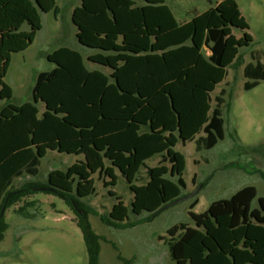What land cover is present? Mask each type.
<instances>
[{
	"label": "rangeland",
	"instance_id": "rangeland-1",
	"mask_svg": "<svg viewBox=\"0 0 264 264\" xmlns=\"http://www.w3.org/2000/svg\"><path fill=\"white\" fill-rule=\"evenodd\" d=\"M57 4L61 8L58 17L52 12L41 14L42 28L34 42L27 50L12 54L7 75L0 78V152L8 146L19 153L39 154L41 158L40 174L35 178L21 177L15 181L16 186L35 181L71 193L85 206L117 223L143 220L135 227L115 229L103 224L98 216L90 215L92 229L101 237L99 264H134V259L135 264H176L170 261L167 247L156 240L157 235H175L179 223L190 222L188 213L199 214L196 207L207 208L213 201L229 198L245 186H254L258 198L264 196V180L260 174L231 166L238 163L248 168L250 164L251 168L264 172V81L245 91L242 70L228 68L238 55L244 56V63L254 62L259 51L264 58V0H165L161 4L159 0H57ZM210 7L215 10L214 15L209 13ZM161 11L170 14L172 25L174 20L192 17L195 11L199 13L198 21L192 24H197L194 34L197 38L205 37L202 32L205 21L210 27L220 26L226 36V52L219 66L209 63L202 55L198 68L203 75L199 84L188 82L186 95L187 99L192 97L191 104L188 101L192 106L183 113L185 119L178 131L161 126L154 131V136H149L159 146L155 153L164 151L174 155L176 162H151L152 174L143 186L134 181L140 169L138 155L127 150L128 144L124 143L125 149L113 151L115 156L108 157L106 148L101 146L105 141L94 137L98 131L97 113L74 102L72 96L84 97L96 83L92 84L87 72L99 68L100 42H119L123 36L121 31L132 28L141 33L139 40L147 43L146 38L153 36L152 30L163 25L159 19V14L163 16ZM199 25L202 26L199 28ZM22 29L27 30L28 26ZM184 31L187 33L190 29L172 26V33L168 35L171 41H178ZM176 48L172 45L171 58L165 61L172 69L178 65L177 51H173ZM69 50L75 54H69ZM120 61L121 66L124 62ZM145 62L146 59L134 60L133 66L139 71ZM51 69L55 71V86L43 84L29 98L35 76ZM146 79L140 81L147 82ZM178 79L180 83L194 80L185 74ZM225 80L230 82V87L223 110L224 140L199 154L194 152L192 143L170 144L169 141L198 130L213 108V101L209 102L207 97L216 95ZM169 89L171 86L154 103H147L143 108L140 100L146 101L144 97H148L150 84L140 89L144 97L134 94L135 99L129 103L141 110L130 120L129 130L144 138L153 129L151 123L164 114L159 104ZM166 112L173 116L169 107ZM142 119L145 122L141 123ZM79 120L90 122L85 127L72 124ZM70 127L74 133L85 129L83 134L91 135L90 140H84V152L82 143L60 140ZM50 138L57 141L54 143ZM200 157H206L208 163L194 164ZM144 161L149 162L147 158ZM14 165L11 161L0 169V204L2 187ZM179 176L184 188L178 185ZM196 190L190 198L174 203ZM147 192L155 195L158 203L147 206ZM195 198L199 205L191 208ZM27 200L35 205L25 210L26 218L15 214L18 206L5 212L9 227L0 243V264H86L82 233L65 201L45 192H38ZM256 201L257 198L253 206ZM118 254L130 262L118 259ZM132 257L135 258L132 260Z\"/></svg>",
	"mask_w": 264,
	"mask_h": 264
},
{
	"label": "crops",
	"instance_id": "crops-1",
	"mask_svg": "<svg viewBox=\"0 0 264 264\" xmlns=\"http://www.w3.org/2000/svg\"><path fill=\"white\" fill-rule=\"evenodd\" d=\"M159 2L161 4L162 2L164 3L165 0H159ZM209 11L211 15H214L213 14L215 12L214 9H211L210 7ZM161 13L163 16L159 14V19L163 25L162 27H157V30L154 29L152 30L151 35L153 36L146 38L147 43L139 40L140 37L138 35H140L141 33L136 31L135 29H134L135 31H132V28H126L125 31H121V35L123 36H120L122 38L121 41L119 42H116L117 40H114L112 42H106V41L100 42L98 45L99 68L95 71L86 70L88 71L87 73H89V76L92 77V84L95 82L96 83L93 85L92 88H90L91 92L87 93L86 95H83L84 97H81L79 99L78 98L79 95L77 94L72 96L74 102L76 103L80 102L83 107L88 109L93 108L92 111H94V114L97 113L98 131H97V135L94 137L96 139L105 141L104 142L105 144L101 146L106 148V154L108 155V157L111 158L115 156L112 154L113 151L115 152L118 150L125 149L123 146L124 143H127L128 145L125 146L127 150L134 151L138 155L137 163L140 169H141V164L144 162V160H146V158L149 161L150 157L159 158L160 155H165L166 157H171V156L174 157V155H167L166 153H164V151L160 153H155V151L159 149V146L157 145V142L149 136H154V131L159 130L161 126L163 128H166V126H168L170 128L168 130L172 132L178 131V126L181 125L182 120L185 119V117H182L183 113L192 106L188 104V101L190 102L192 100V97L189 96V99H187V95H186L187 86H190L188 82L195 83L196 81H198L197 84H199V81L202 78L203 73L201 70H199L198 65L202 59V55H204L207 58V60L210 55V52L205 46V37L202 38V36L198 35L200 37L197 38V35L194 36L196 32L195 28L197 24L195 26H192V24L198 21L200 17L199 13H193L192 17L191 15L186 16L181 21L174 20L173 22L174 25H172L171 21L169 20L170 14L165 13L164 11H161ZM165 19L166 22H163ZM172 26H174V28L177 29H186V30L190 29V32L186 33V31H184L182 32L181 36L178 38V41L175 40L171 41L169 35L170 33H172L171 32ZM201 26L202 25H199L198 27L200 28ZM209 27L210 24L207 21H205V24L203 25L202 28L203 36H206V32ZM218 28L222 29L220 26H218ZM109 33H114V32L110 31ZM172 45L177 46V48L173 51H177L175 53L176 55L175 59H177L178 62V65H176L173 69L168 67L167 63H165V61L169 62V58H171L170 49ZM224 51L226 52V46ZM68 53L71 54L74 52L69 50ZM183 56L184 58H182ZM142 59H146L147 61L145 63H142L143 66L145 67L138 68L139 71H137L135 65L133 66V61L142 60ZM119 61L124 62V64L120 66ZM231 63L232 62H230L229 65ZM160 72L162 73V76H160ZM138 74H141L142 77L138 76ZM183 74L187 75L188 78L194 80L193 81L187 80V82L180 83V79L177 80V77H181ZM145 78H147L146 79L147 82L140 81L141 79H145ZM55 81H56V77L53 76V78L50 81L44 84H46L47 87H50V85L55 86ZM148 83L150 84V91L148 92V97H144L142 92L143 90L140 89L144 88V86ZM170 86L171 89H169V91L167 92L166 94L167 97H164L159 104L164 112L162 118L157 119L153 123H151L153 129L148 131L146 133L147 135L144 138L138 137L136 135L135 130H129V127L131 125L130 120L132 119V117H134L135 114L139 113L141 108H143L147 103L150 102L154 103V100H156L157 97L160 96L163 92H166L167 88ZM135 93L138 94L140 93V96L142 95V97L146 99V101H144V100H140L138 96L136 97L138 98V100L142 101L140 109L136 108L135 104L133 105V107L130 105L133 99H135L134 97ZM85 98H90L91 101L87 102ZM120 100L122 102H120ZM168 107L169 109L172 110L173 116H169L167 114L166 108ZM100 118L102 119L100 120ZM120 119H123L124 122L121 121ZM88 122H90V120L87 121L86 123ZM143 122H145V119L141 120V123ZM86 123L81 122L80 120L77 122L76 121L72 122V124L79 127H85ZM192 130L194 131V129ZM74 131L75 130H73V128L70 127V130H66L65 135L62 134L63 136H61L62 138L60 140L67 139V142L69 143L78 141L79 143H82L83 152H84L85 150L84 140L86 141L90 140L91 135L83 134L85 129H81L82 132L76 131L74 133ZM197 131L195 130L194 132H192V134L182 135V137L179 140L174 139L169 142L170 144H180V143L182 144V141L188 140L190 137L195 135ZM149 133H153V134H149ZM81 134L83 135L81 136ZM50 141H53L55 143L57 141V138H50ZM19 143L20 140L18 144ZM87 147H89V143L87 144ZM12 148L7 146L0 152V169L6 164L10 163L11 161L12 162L14 161L15 164L14 169L12 168L13 170L9 172L10 175L16 172L20 167L26 164L33 157V155H35L34 153H32V155L31 154L27 155L28 154L27 151L23 153H19L18 151H14V148L13 151L11 152ZM175 162L173 164H175ZM149 165L151 167L152 165L151 162L149 163ZM151 174H152V170H151ZM146 184L144 185L146 186ZM245 189L252 190V192L256 195L255 198L252 197L242 205L244 209L246 206L249 207V211L246 217L252 221V227H253V229L248 230L247 232H245V234H247L249 237L255 238L257 242L254 240L252 241L251 245L241 242L237 246H233L232 244L229 245L225 241V239H223L221 236L216 234L215 241L212 242L213 250L210 252L218 251V250L222 251L232 247H239L241 249L246 248L247 250L264 248V214L262 213L263 212L262 210H264V196L258 198L257 189L254 186H245L239 189L231 197L226 199L223 198V199L215 200L212 203H210L207 208L206 207L203 208L204 207L203 206L202 207L203 211L201 212L199 210L198 211L199 214H202L205 211H207V209L211 208L215 203L220 201H228L238 192ZM147 194L148 195L145 196V202L148 204L147 206L158 203V200L155 195L149 192H147ZM256 198L257 201L253 206V201ZM188 215L190 218V222H182V223H188L189 226L185 229V231H183L180 242L186 245L188 248H190V251L194 253L195 258L197 257L200 258L199 264H238L233 259H229L228 256L221 253L217 254V256L209 255L207 259H204V257L201 256L200 254L203 252V250L197 246V244H199L201 240L204 238V233L197 232L194 230L195 228L198 231H200V229L197 228V222L193 221L191 218V215H196V213L190 212L188 213ZM205 253H207V251H205ZM133 258L135 257H132V260ZM134 264H135V259H134ZM186 264H191V263L190 261L189 262L187 261ZM246 264H251V263H246Z\"/></svg>",
	"mask_w": 264,
	"mask_h": 264
},
{
	"label": "trees",
	"instance_id": "trees-1",
	"mask_svg": "<svg viewBox=\"0 0 264 264\" xmlns=\"http://www.w3.org/2000/svg\"><path fill=\"white\" fill-rule=\"evenodd\" d=\"M52 12L54 17L57 18L61 12L57 4V0H0V78L7 75L12 54L20 53L27 50L35 40L36 34L42 28V13ZM196 12V11H195ZM194 12V13H195ZM24 25L28 26L27 30H23ZM205 46L210 52L208 61L214 66H219L223 57L226 46V36L222 29L218 27H209L205 36ZM237 58L231 63L228 68L234 70L241 69L242 76L246 79L243 85L245 91H249L257 87L264 81V58L262 54H256L255 61L244 63V56L238 55ZM225 77L228 75V69L225 71ZM54 76V70H47L39 72L35 78L32 87L30 88V96L32 98L41 88V86L50 81ZM230 82L225 80L220 87L218 93L213 97H208V101H213V108L209 115L206 117L204 123L199 127L195 135L188 140L182 141V144L192 143L193 149L196 154L213 149L220 141L225 138V126L223 119V110L226 106L228 96V88ZM150 162H157L158 164L175 162L174 157H166L160 155L159 158L150 157ZM202 161L208 163L206 157H200L193 161L194 164H199ZM232 167L243 169L246 173L260 174L264 180V172H260L256 168H251L250 164L247 168L238 163L231 164ZM42 170L41 158L35 154L33 157L16 172L8 177L2 187V202L0 204V243L5 238V233L9 227L5 219V212L14 207L15 214L26 218L25 210L29 207H34L35 202L26 201L31 196L38 192H45L55 194L60 197L75 214V222L80 229L85 245L87 255L86 264H99L100 254V241L101 237L97 235L90 224L89 216H98L101 222L111 228L126 229L135 227L140 222H128L125 224L117 223L104 214H100L95 209L87 207L82 204L71 193L56 190V193L49 192L48 190H39V188H49L50 186L35 181H27L21 185L16 186L15 181L21 177L27 176L35 178ZM151 176V167L148 162L141 164V169L135 174L134 181L140 185L147 183ZM195 176L192 177V182ZM178 185L182 188L185 184L182 177H178ZM52 188V187H51ZM130 191V190H129ZM29 197V198H28ZM255 198L256 195L250 189H245L238 192L228 201H220L215 203L211 208L207 209L202 214L191 215L193 221L197 222V228L201 233H204V238L201 240L198 247L203 252L200 253L204 259L209 255L217 256L221 253L233 259L238 264H264V248L260 249H246L239 247H232L226 250L213 251L212 242L215 241V236L218 234L229 245L237 246L239 243L250 244L256 241L255 238L249 237L245 232L253 229L252 221L246 217L249 207H242V205L249 199ZM21 203V204H20ZM198 204L197 198L191 203V208ZM3 212L1 213V210ZM264 214V210H262ZM189 226L188 223H179L177 232L173 236L157 235V241L162 242L168 250L169 259L176 264H186L187 261L191 264H199L200 258H195L194 253L190 251L186 245L180 242L183 231ZM257 242V241H256ZM254 244V242H253ZM216 250V249H214ZM250 250V251H249ZM207 251V253H205ZM118 259L124 260L118 254Z\"/></svg>",
	"mask_w": 264,
	"mask_h": 264
},
{
	"label": "water",
	"instance_id": "water-1",
	"mask_svg": "<svg viewBox=\"0 0 264 264\" xmlns=\"http://www.w3.org/2000/svg\"><path fill=\"white\" fill-rule=\"evenodd\" d=\"M39 190L43 191V190H48L49 192L52 193H56V190L54 188H39ZM199 190V189H198ZM198 190L194 191L193 193H189L186 196H183L182 198L178 199L177 201H175L174 203L180 202V201H184L188 198H190L191 196H193ZM3 212V209L1 210V213Z\"/></svg>",
	"mask_w": 264,
	"mask_h": 264
},
{
	"label": "bare ground",
	"instance_id": "bare-ground-1",
	"mask_svg": "<svg viewBox=\"0 0 264 264\" xmlns=\"http://www.w3.org/2000/svg\"><path fill=\"white\" fill-rule=\"evenodd\" d=\"M61 9V8H60ZM202 208V206L201 205H199L198 207H197V210H199L200 211V209Z\"/></svg>",
	"mask_w": 264,
	"mask_h": 264
}]
</instances>
